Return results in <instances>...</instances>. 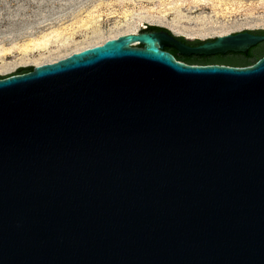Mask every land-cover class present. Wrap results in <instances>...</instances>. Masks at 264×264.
<instances>
[{"label": "water", "instance_id": "water-1", "mask_svg": "<svg viewBox=\"0 0 264 264\" xmlns=\"http://www.w3.org/2000/svg\"><path fill=\"white\" fill-rule=\"evenodd\" d=\"M166 30L0 75V264H264V57L162 50L264 36Z\"/></svg>", "mask_w": 264, "mask_h": 264}, {"label": "rangeland", "instance_id": "rangeland-1", "mask_svg": "<svg viewBox=\"0 0 264 264\" xmlns=\"http://www.w3.org/2000/svg\"><path fill=\"white\" fill-rule=\"evenodd\" d=\"M95 25L98 31L91 28ZM140 25L182 27L194 31L192 37H184L201 40L206 38L195 34L203 28H207V33L263 31L264 0H0V65H17L23 57L28 62L0 75H16L22 68L35 66L29 62L47 56L67 55L69 46L63 47L56 40L69 42L68 37L74 39L76 30L88 29L84 33L90 32L91 37L86 40L91 42ZM81 33L76 35L77 40L83 38ZM46 40L53 41L47 50L32 47V51H25L30 44ZM7 52L10 54L2 57Z\"/></svg>", "mask_w": 264, "mask_h": 264}, {"label": "flooded vegetation", "instance_id": "flooded-vegetation-1", "mask_svg": "<svg viewBox=\"0 0 264 264\" xmlns=\"http://www.w3.org/2000/svg\"><path fill=\"white\" fill-rule=\"evenodd\" d=\"M97 26L98 25H95L91 28H94L95 31H98ZM143 26H140V28ZM139 29L135 33L139 32V33H148V34H160L162 32H165V31H160V30H151V29H148V27H143L140 30ZM87 30L88 29H85V28L80 29V30H76V32H74V34H73L74 39H72V37H68L69 38V42H68L69 48H67V50H68L67 57H69L75 53H79L85 49H88V48H91V47H94L97 45H102L103 43H105L106 41H108L110 39H115L121 35H126V34L130 33V32L125 31V32H122L120 34V32L123 30L122 29L118 33L111 34L109 37H103L102 41L95 42L92 44H86V43H89V41L87 42L86 39L88 37L89 38L91 37L90 32L88 34L84 33ZM80 31L83 32V33H81L83 35V38H81L80 40H77L76 35ZM250 32L252 33V31H250ZM93 34H97V33L95 32ZM252 34L257 35V36H264V34H259V33H252ZM209 39L210 38H207L205 40L192 39V41L185 40L182 42L185 43L187 46L195 48V47H199V46L203 45L205 42L209 41ZM72 40H74V43H71ZM74 47H77V48L73 49ZM133 47L143 48V45L136 43L135 45H133ZM162 50L166 53L173 55L177 61L180 60V62H183V63L186 61H190V62L194 63L195 65H227V66H234V67H245V66H250V65L257 63L261 58L264 57V42L260 43L259 45L255 46L251 49H249L247 54L229 52V53L224 54V55L219 54V55H212V56H198V55L188 56V55L181 54L177 49H175L173 47H164V48H162ZM67 57H64L63 59H65ZM58 61H60V60H58Z\"/></svg>", "mask_w": 264, "mask_h": 264}, {"label": "bare ground", "instance_id": "bare-ground-1", "mask_svg": "<svg viewBox=\"0 0 264 264\" xmlns=\"http://www.w3.org/2000/svg\"><path fill=\"white\" fill-rule=\"evenodd\" d=\"M141 20H144V19H141ZM145 21H147V20H145ZM147 22H149V21H147ZM150 22H152V21H150ZM140 26H142V25H140ZM138 29H139L138 26L125 27L120 32V34L122 32H125V31L126 32H130V33H135L136 31H138ZM169 29L172 30L176 35H180V36L182 35V36H186V37H192L193 34H194V31H190V30L185 29V28H182V27L179 28V29H177V28L174 29V28L169 27ZM206 29L207 28L201 29V31H199V33H196L195 35L198 36L199 38H206V39L207 38H214V37L215 38L216 37H223V36L228 35L227 34L228 32H225V31H220V32H217V33L216 32L215 33L214 32H210V33L204 32V31H206ZM102 39H103V37L100 36V37H97L95 40H93V41H91L89 43H86V44H92V43H95V42H99V41H102ZM52 42H53L52 40H46V41L38 42L37 44H30V46H28V47L25 48V51L26 52L32 51L33 49L32 50L30 49L32 47H34V49L36 48L35 50L45 51V50H47L52 45ZM56 42H61L60 44H62L63 47H67L69 45L68 41H66V40L65 41H61V40L60 41H57L56 40ZM77 47H75V48H77ZM8 54H10V53L9 52H7L6 54L4 53L2 55V57L3 56H6ZM24 55H26V53H24ZM64 57H67V55L64 54V55H60V56H57V57H54V58L47 56L46 58L37 59V60L31 61L29 63L35 65L36 67L37 66H43L44 64L48 63L49 61H53V60H55L57 58L58 59H61V58L63 59ZM22 60L23 61L21 63H18L17 65H14V64H3V65H0V72L3 73V72L9 71V70L15 68L18 65H22V64L28 63L25 57H23ZM0 61H2L1 58H0Z\"/></svg>", "mask_w": 264, "mask_h": 264}, {"label": "trees", "instance_id": "trees-1", "mask_svg": "<svg viewBox=\"0 0 264 264\" xmlns=\"http://www.w3.org/2000/svg\"><path fill=\"white\" fill-rule=\"evenodd\" d=\"M148 29H151V30H160V31H167L166 29H163V28H160V27H148ZM252 33L264 34V31H257V32L252 31ZM178 39L181 40V41H185L183 38H178ZM178 61H180V60H178ZM184 63L190 64V65H193L194 64V63H192L190 61H186ZM31 71H32V67L22 68V69H20L18 71V74H24V73H28V72H31Z\"/></svg>", "mask_w": 264, "mask_h": 264}]
</instances>
